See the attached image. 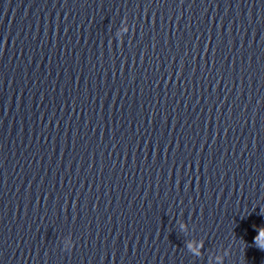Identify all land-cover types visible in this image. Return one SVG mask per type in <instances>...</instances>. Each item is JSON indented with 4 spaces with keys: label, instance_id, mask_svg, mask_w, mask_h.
<instances>
[{
    "label": "clouds",
    "instance_id": "9594fccd",
    "mask_svg": "<svg viewBox=\"0 0 264 264\" xmlns=\"http://www.w3.org/2000/svg\"><path fill=\"white\" fill-rule=\"evenodd\" d=\"M261 241H264V229L261 230V232L257 238V243H258L259 247L264 248V243H262Z\"/></svg>",
    "mask_w": 264,
    "mask_h": 264
}]
</instances>
